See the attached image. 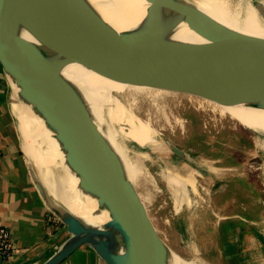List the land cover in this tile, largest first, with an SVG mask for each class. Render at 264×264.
<instances>
[{"label":"water","instance_id":"water-1","mask_svg":"<svg viewBox=\"0 0 264 264\" xmlns=\"http://www.w3.org/2000/svg\"><path fill=\"white\" fill-rule=\"evenodd\" d=\"M146 2L134 32H111L108 38L117 51L124 41L134 46L110 55L95 48L97 37L106 40V33L87 0H0V67L13 105L28 108L42 122L62 156V162L59 156L55 161L64 178L74 177L75 189L96 201L92 216L108 215L101 226L80 225L47 195L23 151L35 189L68 234L40 264H61L81 247L105 264H174L177 255L158 234L130 166L105 134L113 132L109 123L114 122L104 115L101 126L96 123L77 87L63 76L65 67L75 64L115 83L212 106L264 108V38L225 27L200 11L197 1L177 17L171 14L184 7L176 0ZM252 7L264 22L261 2ZM182 22L205 43L173 40ZM169 147L188 161L186 153Z\"/></svg>","mask_w":264,"mask_h":264},{"label":"rangeland","instance_id":"rangeland-1","mask_svg":"<svg viewBox=\"0 0 264 264\" xmlns=\"http://www.w3.org/2000/svg\"><path fill=\"white\" fill-rule=\"evenodd\" d=\"M218 1L242 22L252 4L261 0ZM111 95L122 103L130 99L124 93ZM165 96L155 101L147 96L146 102L138 97L134 104V114L152 130L150 144L138 129L136 116L109 110L122 122H108L117 134L116 151L129 163L147 213L174 253L190 264H226L222 236L217 234L224 221H233V234L251 228L264 240V138L220 116L210 104L182 95ZM125 121L132 123L139 145L125 135ZM169 145L186 153L188 161ZM42 156L55 174L62 171L47 148ZM167 176L177 178L180 186L168 184ZM176 200L182 206L178 212ZM241 216H247V222ZM228 241L239 253L238 243L232 237Z\"/></svg>","mask_w":264,"mask_h":264},{"label":"bare ground","instance_id":"bare-ground-1","mask_svg":"<svg viewBox=\"0 0 264 264\" xmlns=\"http://www.w3.org/2000/svg\"><path fill=\"white\" fill-rule=\"evenodd\" d=\"M87 1L96 15L100 18V22L103 24L104 31L106 33V40L100 36L97 37V46H95V48H99L101 52L110 55H118L123 52H125V54L128 53V47L134 46L132 43L124 41V49H122L121 51H117L116 44L110 43L108 38L111 32L112 34L113 32L129 33L132 31L134 32L139 27L142 19L145 17L146 9L148 7V3L146 2V0ZM176 1L181 3V6H183L184 8L178 13L177 11H175L174 14H171V17H177V15L183 14L184 9L186 8L185 6L190 5L189 0ZM260 2L261 6L264 7V0H261ZM196 7L200 11L204 12L212 19L229 29L255 37L264 38V25H262V23L260 22V19L258 18L257 13L253 7H250L248 9L245 19L242 22H240L237 17H235L228 11L224 3H220L218 0H197ZM165 16H169V13L166 12ZM172 39L184 43H205V40L188 29V27L183 22L174 29ZM62 73L66 79L71 81L77 87L85 102L89 106L96 123H98L99 126H101L103 122L104 115H106L114 123H122L119 121L118 117L109 110L115 112L119 109L121 112H125L127 115L132 114L136 116L133 112V109L138 97L142 98L144 102H146L144 99L147 96H149L153 101L163 100L166 97L158 90H156L155 92L152 89L132 87L109 81L75 64L65 67ZM108 91H110V93H108ZM112 93H124L125 95H129L130 99H128L127 102L122 103L116 98L110 97V94ZM106 106H109L108 109L106 108ZM212 107L214 111L220 116L228 117L234 121H237L244 128L251 129V131L264 138V108L252 107L245 104L232 107L213 105ZM19 108L24 118L34 129L33 134L31 133L33 142L32 147L30 148L28 153L29 157L25 153L22 141L23 151L28 159V162L32 166V169L38 181L41 183L44 189V185H46V187L48 188L50 198L61 210L70 215L83 227H97L106 223L108 221V215L105 211L101 212L100 215H97L95 217L92 216L97 209L96 201L91 199L89 196L82 194L78 191V189H75L77 180L74 177L68 174L70 180L68 178L65 179L62 171H60V173L58 174H55L48 167L46 159L38 153V142L35 135L38 136V138L40 139V143H42L43 145H45L46 143L55 144V142L50 139V135L43 128L42 122L38 118L34 117L30 113L28 108H22L20 106ZM125 113L123 115H125ZM136 118L139 120V123H137V127L145 135V140L148 142V144L152 143V130L141 122H144L147 125L149 124L146 121L141 120L137 116ZM124 124L128 126V132L126 131L127 133L125 135L132 138L133 141H136V143L138 144V134L132 129V123L126 122ZM105 134L115 150H117V134L115 132L107 130H105ZM48 137L50 139V142L47 140ZM165 179L166 182L173 187L180 186L178 179L175 177L167 176ZM72 193H76L77 195L73 196ZM91 201L93 203L90 206ZM172 262L174 264H190L180 259L177 255H173Z\"/></svg>","mask_w":264,"mask_h":264},{"label":"crops","instance_id":"crops-1","mask_svg":"<svg viewBox=\"0 0 264 264\" xmlns=\"http://www.w3.org/2000/svg\"><path fill=\"white\" fill-rule=\"evenodd\" d=\"M33 132L19 106L13 105L0 67V226L10 231L14 248L11 258L0 264H40L68 238L64 226L49 213L32 183L23 147L28 156ZM35 136L41 156L43 149L47 148L54 160L58 156L61 160L54 143L43 145ZM44 187L49 196L48 188L46 185ZM174 203L176 212L181 210V204H177V200ZM232 224L233 221L229 220L227 224L219 226L224 247L222 256L226 264H264V240L251 228L241 234H233ZM231 237L234 243H238L239 253L228 244ZM61 264L105 263L89 248L81 247Z\"/></svg>","mask_w":264,"mask_h":264},{"label":"built area","instance_id":"built-area-1","mask_svg":"<svg viewBox=\"0 0 264 264\" xmlns=\"http://www.w3.org/2000/svg\"><path fill=\"white\" fill-rule=\"evenodd\" d=\"M14 252L10 231L0 226V262L8 261Z\"/></svg>","mask_w":264,"mask_h":264},{"label":"trees","instance_id":"trees-1","mask_svg":"<svg viewBox=\"0 0 264 264\" xmlns=\"http://www.w3.org/2000/svg\"><path fill=\"white\" fill-rule=\"evenodd\" d=\"M223 150H225L224 148H223ZM228 153V152H227ZM230 155V154H229ZM229 158H231V159H233V156H231V157H229ZM228 158V159H229ZM213 160V159H212ZM230 161V160H229ZM227 167H230V165H227ZM242 218H244V219H246V220H248V218H247V216H241ZM228 223V221H224L222 224H221V226H223V225H225V224H227ZM220 227L218 226V230H217V234L219 233V236H221V232H220V229H219Z\"/></svg>","mask_w":264,"mask_h":264}]
</instances>
